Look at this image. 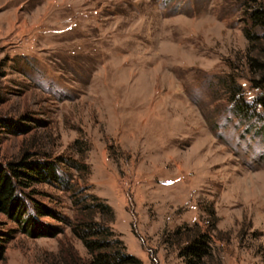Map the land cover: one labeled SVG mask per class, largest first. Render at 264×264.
<instances>
[{"label":"rangeland","instance_id":"1","mask_svg":"<svg viewBox=\"0 0 264 264\" xmlns=\"http://www.w3.org/2000/svg\"><path fill=\"white\" fill-rule=\"evenodd\" d=\"M254 1L0 0V117L15 123L1 126L0 162H56L61 177L18 188L42 234L0 211V264H64L62 243L88 257L37 207L74 218L69 185L112 206L143 264H185L173 232L196 223L210 235L205 264H264ZM233 82L253 113L237 111Z\"/></svg>","mask_w":264,"mask_h":264},{"label":"trees","instance_id":"2","mask_svg":"<svg viewBox=\"0 0 264 264\" xmlns=\"http://www.w3.org/2000/svg\"><path fill=\"white\" fill-rule=\"evenodd\" d=\"M254 2L249 8L247 19L252 27L259 29V32L246 30V36L250 42H261L264 45V3L262 1ZM262 49L264 50V46ZM259 65L261 76L258 79L255 78V81L257 85H263L264 60ZM232 86L237 111L242 114L253 113L255 109L251 103L240 94V85L233 82ZM259 98L264 104V91ZM5 124L15 126L14 122L10 123L0 117V129ZM21 163L24 165L23 167L13 165L8 167L0 162V211L20 221L27 232L42 234L41 231H36L35 226L32 225L36 219L31 214L24 217L27 208L18 188L21 187V184H30L28 181L30 178H35L37 181L60 180L57 163L36 159L23 160ZM69 188L72 190L76 207L74 218H66L61 215L58 217L59 215L52 207L42 203L37 206L39 211L44 212L47 209V212L64 220L73 234L79 237L87 248L88 257L85 258L75 250L71 243L68 247L62 243L60 252L64 264H143L140 257L127 250L124 240L111 226L110 222L115 217L112 206L98 195L84 192L83 187L69 185ZM54 227L58 228L55 225ZM59 228L56 230H63L61 227ZM56 230H51V232L54 233ZM173 234L175 243L180 244V254L185 257V264L206 263L205 258L212 252L210 235L203 231L198 223L193 226L189 224L178 226L174 229ZM5 238L0 235V257L6 248Z\"/></svg>","mask_w":264,"mask_h":264}]
</instances>
